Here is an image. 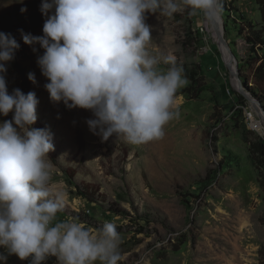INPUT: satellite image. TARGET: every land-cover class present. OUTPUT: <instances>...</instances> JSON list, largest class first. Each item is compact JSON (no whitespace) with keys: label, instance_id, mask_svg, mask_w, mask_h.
<instances>
[{"label":"rangeland","instance_id":"1","mask_svg":"<svg viewBox=\"0 0 264 264\" xmlns=\"http://www.w3.org/2000/svg\"><path fill=\"white\" fill-rule=\"evenodd\" d=\"M41 3L0 0V32L19 44L6 65L8 93H35L37 120L31 127L52 136L50 187L66 194L53 223L70 217L91 228L114 223L120 228L119 264H264V167H259L264 122L255 110L264 107V68L261 61L251 65L264 47H252L248 30L242 31L251 23L264 35L258 0H220V22L237 71L252 73L241 84L197 14L145 13L152 36L148 51L161 59V69L169 67L162 58L174 55L188 84L176 94L179 118L164 126L161 139L141 145L115 136L102 140L86 123L95 118L90 110L50 100L49 81L37 64L44 50L22 40V34L43 35L47 17ZM12 115L0 116V123ZM111 206L125 213L115 214ZM0 256L6 257L0 264H29L4 249ZM43 264L58 262L49 256Z\"/></svg>","mask_w":264,"mask_h":264},{"label":"clouds","instance_id":"2","mask_svg":"<svg viewBox=\"0 0 264 264\" xmlns=\"http://www.w3.org/2000/svg\"><path fill=\"white\" fill-rule=\"evenodd\" d=\"M40 11L47 17L43 35L22 34V40L44 50L37 64L50 100L90 110L95 118L86 123L102 140L115 136L141 145L161 139L164 126L179 118L176 94L188 84L174 55L162 58L169 67L161 69V59L148 51L145 13H199L211 26L219 23L222 6L220 0H42ZM18 48L0 32V116L13 114L0 123V249L29 264L49 256L58 264H119L114 223L91 228L72 217L53 223L66 194L50 187L52 136L31 127L35 93L9 94L6 86V65ZM28 79L34 83V74Z\"/></svg>","mask_w":264,"mask_h":264},{"label":"trees","instance_id":"3","mask_svg":"<svg viewBox=\"0 0 264 264\" xmlns=\"http://www.w3.org/2000/svg\"><path fill=\"white\" fill-rule=\"evenodd\" d=\"M258 3L260 5L261 15L264 18V0H258ZM244 24H245V26H244L245 28L242 29V31L248 30V32H249V35L246 38V41L251 43L252 47H254V48L259 46V45H260V47H262V46L264 47V35H263L262 31H253V25L251 23H244ZM186 46L187 45H185L183 43V47L185 48ZM263 50H264V48H263ZM259 61H261L260 65H259V68L261 70V69L264 68V53H263L262 57H258V56L256 57V59L254 60L253 64H251L252 68ZM239 72L241 74L240 77L242 78L241 79L242 81L245 80L246 76H250L252 74L251 71L244 70L242 68H240ZM243 84L245 85V82H243ZM248 84H250V83H248ZM250 86H252V85L250 84ZM246 89H247V87H246ZM230 91L231 90H229V92ZM236 97H237V100L239 101V103H244L245 102L244 101V97L242 95L238 94V95H236ZM259 159H260V163H261V164L259 163V167H260V165H261V167H264V143L263 142L260 145ZM77 192H78L79 195H81L83 198L87 199L89 202H93L94 201L93 197L91 195H89L83 188H81V189L78 188ZM108 210L113 212V213H115V214H124L125 213L124 209H122L120 207H117V206H115V207L111 206ZM119 229L120 228H116V230H119Z\"/></svg>","mask_w":264,"mask_h":264},{"label":"water","instance_id":"4","mask_svg":"<svg viewBox=\"0 0 264 264\" xmlns=\"http://www.w3.org/2000/svg\"><path fill=\"white\" fill-rule=\"evenodd\" d=\"M213 26L215 29L214 35H215L216 43L224 56L226 69L228 70L229 74L232 77L236 78L239 84H241V77H240L239 71H237V68H236V64H237L236 58H235L234 52L232 51L227 40L224 37V29L222 28V30H220L217 27H215V25ZM255 110L258 112V114L262 118V121L264 122V107L262 108L261 106H259L258 108L256 106Z\"/></svg>","mask_w":264,"mask_h":264},{"label":"bare ground","instance_id":"5","mask_svg":"<svg viewBox=\"0 0 264 264\" xmlns=\"http://www.w3.org/2000/svg\"><path fill=\"white\" fill-rule=\"evenodd\" d=\"M202 20H203V22H204V27L206 28V31L208 32V33H212V35L215 37V35H214V33H215V29H214V26L213 25H215V27H217L218 29H220V30H222V28H223V25H222V23L219 21V23H214V24H212L211 26L208 24V23H206L205 21H204V17H203V15L202 14H197ZM205 28H204V30H205ZM261 124V123H260ZM253 127H255V128H259L260 126H259V124L258 123H254L253 124ZM257 130V129H256Z\"/></svg>","mask_w":264,"mask_h":264},{"label":"built area","instance_id":"6","mask_svg":"<svg viewBox=\"0 0 264 264\" xmlns=\"http://www.w3.org/2000/svg\"><path fill=\"white\" fill-rule=\"evenodd\" d=\"M250 116H251V114H250Z\"/></svg>","mask_w":264,"mask_h":264}]
</instances>
